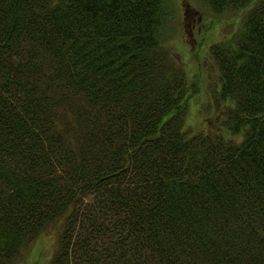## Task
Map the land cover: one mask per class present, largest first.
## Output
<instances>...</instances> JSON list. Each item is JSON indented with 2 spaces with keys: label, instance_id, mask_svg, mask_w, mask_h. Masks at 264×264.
<instances>
[{
  "label": "trees",
  "instance_id": "16d2710c",
  "mask_svg": "<svg viewBox=\"0 0 264 264\" xmlns=\"http://www.w3.org/2000/svg\"><path fill=\"white\" fill-rule=\"evenodd\" d=\"M202 1L243 12L188 132L166 0H0V264H264V0Z\"/></svg>",
  "mask_w": 264,
  "mask_h": 264
},
{
  "label": "rangeland",
  "instance_id": "374dc122",
  "mask_svg": "<svg viewBox=\"0 0 264 264\" xmlns=\"http://www.w3.org/2000/svg\"><path fill=\"white\" fill-rule=\"evenodd\" d=\"M166 3L171 13L166 48L185 68L188 78L186 129L196 132L213 128L224 105L217 106L214 99L219 73L211 64L210 48L236 31L243 11L216 13L202 0H166ZM59 229V224L46 228L10 264H48Z\"/></svg>",
  "mask_w": 264,
  "mask_h": 264
}]
</instances>
